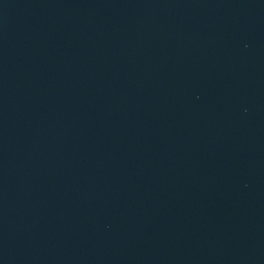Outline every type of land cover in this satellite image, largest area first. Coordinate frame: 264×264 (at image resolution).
I'll return each instance as SVG.
<instances>
[{
  "label": "water",
  "instance_id": "water-1",
  "mask_svg": "<svg viewBox=\"0 0 264 264\" xmlns=\"http://www.w3.org/2000/svg\"><path fill=\"white\" fill-rule=\"evenodd\" d=\"M0 264H264V0H0Z\"/></svg>",
  "mask_w": 264,
  "mask_h": 264
}]
</instances>
